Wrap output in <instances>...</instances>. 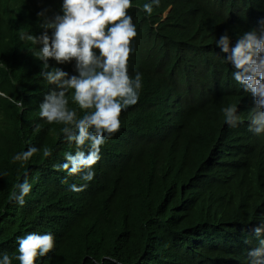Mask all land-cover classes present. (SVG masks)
I'll return each mask as SVG.
<instances>
[{
    "label": "trees",
    "instance_id": "16d2710c",
    "mask_svg": "<svg viewBox=\"0 0 264 264\" xmlns=\"http://www.w3.org/2000/svg\"><path fill=\"white\" fill-rule=\"evenodd\" d=\"M62 3L0 0V259L20 264L17 238L50 233L55 248L36 264H245L240 229L264 215V138L247 130L255 104L216 42L227 34L231 49L259 31L264 0H160L151 15L143 5L152 0H132L128 74L142 75V89L89 182L53 167L77 149L63 125L40 118L44 97L59 89L39 76L42 45L20 39L41 35L37 13L51 20ZM75 63L49 60L48 70L78 75ZM73 92L68 107L80 118ZM229 105L235 127L224 120ZM30 147L38 149L30 160L13 163ZM25 179L31 192L21 206L12 194Z\"/></svg>",
    "mask_w": 264,
    "mask_h": 264
},
{
    "label": "clouds",
    "instance_id": "9594fccd",
    "mask_svg": "<svg viewBox=\"0 0 264 264\" xmlns=\"http://www.w3.org/2000/svg\"><path fill=\"white\" fill-rule=\"evenodd\" d=\"M159 3L160 0H152L143 5V11L151 15L153 4L159 6ZM131 7L132 0H63L62 15L50 20L44 12L37 13L42 18L41 35L22 33L20 36L21 40L42 45L37 56L42 62L39 76L59 89L44 97L39 107L40 118L48 124L63 125L64 140L74 143L77 149L74 155L65 153V162L53 167L69 176L80 175L86 182L95 176L93 169L101 158V147L119 132L122 111L139 101L142 75L137 73L132 78L128 74L131 42L137 35L128 15ZM229 43V36L224 34L216 45L229 53L225 59L235 69L234 80L255 104L246 121L247 130L255 138H264V24L259 31L252 30L238 37L231 49ZM49 60L57 64L74 60L78 75L69 76L60 68L48 70ZM69 90H74L72 100L84 113L80 118L75 109L68 107ZM222 112L225 123L235 127L240 120L237 107L229 105ZM86 145L87 152L83 151ZM37 151L30 147L16 154L13 163L20 161L23 165ZM43 155L50 157L52 153L45 148ZM86 187V183L79 187L73 184L70 190L80 192ZM16 188L19 194L13 192L12 199L23 206L31 184L25 179ZM240 233L243 242L238 252L243 263L264 264V215L243 223ZM17 243L16 259L20 264H36L38 258L47 256L55 248V238L50 233H29L18 237ZM0 264H12L7 253L3 254Z\"/></svg>",
    "mask_w": 264,
    "mask_h": 264
}]
</instances>
